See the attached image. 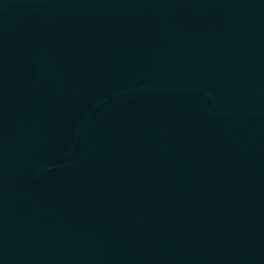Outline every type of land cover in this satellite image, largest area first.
Masks as SVG:
<instances>
[{
	"label": "water",
	"instance_id": "1",
	"mask_svg": "<svg viewBox=\"0 0 264 264\" xmlns=\"http://www.w3.org/2000/svg\"><path fill=\"white\" fill-rule=\"evenodd\" d=\"M0 264H264V0H0Z\"/></svg>",
	"mask_w": 264,
	"mask_h": 264
}]
</instances>
